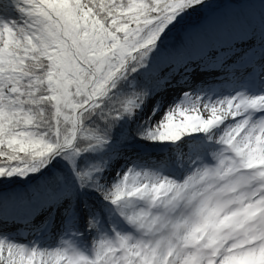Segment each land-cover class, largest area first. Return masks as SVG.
<instances>
[{
    "label": "snow or ice",
    "instance_id": "1",
    "mask_svg": "<svg viewBox=\"0 0 264 264\" xmlns=\"http://www.w3.org/2000/svg\"><path fill=\"white\" fill-rule=\"evenodd\" d=\"M207 6L0 0V184L34 183L19 219L58 234L12 236L5 198L0 264H264V0L170 48ZM238 75L261 87L198 79Z\"/></svg>",
    "mask_w": 264,
    "mask_h": 264
},
{
    "label": "trees",
    "instance_id": "2",
    "mask_svg": "<svg viewBox=\"0 0 264 264\" xmlns=\"http://www.w3.org/2000/svg\"><path fill=\"white\" fill-rule=\"evenodd\" d=\"M210 1H211V3L212 2L219 3L218 6L220 4H224L225 2H230V3L235 4V5H240L243 2H249V6L244 12L241 11L240 13H237V12H233L230 14L227 13L226 14V20H224L222 22V24L218 27L208 26V30H206V31H199L198 30L197 32H201V33L206 32L209 36H212L215 34L217 29L220 28L221 26L226 25V24L239 23V22L243 21L245 18L252 19L257 24L259 22L261 0H210ZM208 6H209L208 8L217 7L215 4L208 5ZM183 30H184V28L183 29L181 28L179 30H176L173 34L170 35V37L173 38V40L171 39L168 41V45L170 48L173 45H180L181 44L182 36H183L181 32ZM168 55H169V53H168ZM13 183L16 184V183H20V182H13ZM3 185L4 184H0V187ZM33 187H35L34 183L29 188H26V189H24L20 185L16 184L14 187H12L11 189L8 190V193L6 196V203L8 201L15 202V207H16L19 199L21 197H23L26 193L31 191V189ZM4 202H5V199L0 198V207L3 206ZM16 209H17V207H16ZM10 216H14V214H12L10 210H7V218ZM31 240H33V239H31Z\"/></svg>",
    "mask_w": 264,
    "mask_h": 264
},
{
    "label": "rangeland",
    "instance_id": "3",
    "mask_svg": "<svg viewBox=\"0 0 264 264\" xmlns=\"http://www.w3.org/2000/svg\"><path fill=\"white\" fill-rule=\"evenodd\" d=\"M215 4L216 6H218L219 3L216 2H212L208 5H213ZM249 6V2H243L240 5H234L230 2H225L224 4H220L218 7L213 8H208L209 6H207L205 9L199 11L203 14V16L205 15L204 18H202L201 16H199V20L197 21L198 25L192 24V23H196L195 21H191V16L188 17V19L186 18V20L183 22L182 25H185V28L188 29L189 31L195 32L197 30H205L206 26H219L221 24V21L224 18V14L225 12L229 13V12H235V11H239L240 12H244ZM184 38L187 39V32L184 31ZM9 184V183H6ZM6 195V190L4 191H0V197H4Z\"/></svg>",
    "mask_w": 264,
    "mask_h": 264
},
{
    "label": "bare ground",
    "instance_id": "4",
    "mask_svg": "<svg viewBox=\"0 0 264 264\" xmlns=\"http://www.w3.org/2000/svg\"><path fill=\"white\" fill-rule=\"evenodd\" d=\"M160 61L161 62H166L167 59L164 57L163 53L161 54V57H160ZM254 76H247V75H244V78L241 79L240 76L238 75L236 79H231L230 80V83L231 85H244V86H248V87H252L254 86ZM198 79H206L210 82H213L215 87L220 90V89H224L223 87V83L228 80V79H225L223 77H219V78H214L212 76H204V77H200ZM7 207H10V205L7 204ZM22 224V222L19 224V226Z\"/></svg>",
    "mask_w": 264,
    "mask_h": 264
}]
</instances>
